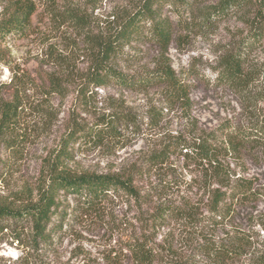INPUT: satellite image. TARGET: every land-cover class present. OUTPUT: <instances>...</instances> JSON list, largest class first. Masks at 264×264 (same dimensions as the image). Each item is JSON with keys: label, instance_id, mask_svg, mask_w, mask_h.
Here are the masks:
<instances>
[{"label": "trees", "instance_id": "trees-1", "mask_svg": "<svg viewBox=\"0 0 264 264\" xmlns=\"http://www.w3.org/2000/svg\"><path fill=\"white\" fill-rule=\"evenodd\" d=\"M202 1L209 4L201 7ZM167 7L178 21L164 14ZM49 13L53 21L72 24L88 36L91 64L79 87L81 93L90 87L104 88L114 83L131 88L160 86L168 106L188 100V81L167 63L153 71L123 73L116 64L120 59H130L124 47L155 43L167 50L178 31L189 34L200 26H214L243 13L249 32L235 49L220 58L216 79L238 92L246 102L259 98L264 101V90L255 91L264 64L257 66L252 60L254 50L264 43V0H141L120 22L115 21L116 26L97 36L88 30L89 14L84 10L56 4ZM36 14L35 0H10L0 19V62H8L10 56L7 39L29 36ZM26 74L16 71L11 80L12 98L0 102V127L8 128L7 148L14 153L24 138L18 127L23 110L22 92H26L29 83ZM62 87L61 79H51V90L61 91ZM152 117L155 124L160 122V113ZM139 127L137 116L120 109L93 120L73 119L58 149L44 158L36 196L19 206L12 202L0 204V232L10 229L14 240L33 250L30 253L35 261L30 264H43L40 253L52 248L54 233L66 221L100 222L110 214V203L106 202L118 195L136 201L139 206L130 222L118 223L125 225V229L132 227L128 249L137 264H264V236L257 238L256 229L242 230L235 222L240 208L258 201L264 193L256 186L254 176L234 178L233 174L232 178L227 162L230 158L245 163L249 159H264V108L247 120L225 119L195 137L175 136L143 160L144 169L164 166L175 158L183 161L184 167L199 171L202 187L208 193L204 208L199 207L200 203L171 201L144 208L146 203L142 202L147 195L138 189L133 171L76 172L70 165L72 146L76 143L98 145L107 138L121 140ZM69 197L74 203L64 201ZM261 224L264 228V221ZM177 240L193 243V248L185 254L175 247Z\"/></svg>", "mask_w": 264, "mask_h": 264}, {"label": "rangeland", "instance_id": "rangeland-1", "mask_svg": "<svg viewBox=\"0 0 264 264\" xmlns=\"http://www.w3.org/2000/svg\"><path fill=\"white\" fill-rule=\"evenodd\" d=\"M140 1L35 0L37 14L32 33L7 39L10 56L8 62H0V102L12 98L11 80L16 71H25L29 83L26 92H22L23 110L18 128L24 132V138L17 146L18 152L7 148L8 128L0 127V204L12 202L13 206H19L36 196L44 158L58 149L73 119L93 120L120 109L138 117L139 129L121 140L107 138L98 145L76 143L69 161L73 169L122 174L133 171L138 189L147 195L142 202L146 203L144 208L169 201L200 203L199 207H206L208 193L202 187L199 171L184 167V162L175 158L164 166L153 168L144 169L142 163L145 157L175 136L195 137L225 119L247 120L262 113L264 101L260 98L256 102H246L238 92L216 79L218 61L238 46L249 32V26L243 13H238L214 26H200L189 34L178 31L167 50L155 43H133L124 47L130 59H120L116 64L119 70L133 75L153 71L162 63L171 64L190 85L185 102L168 106L160 86L131 88L114 83L104 88L90 87L86 93H81L79 87L91 64L88 36L72 24L53 21L50 7L57 4L62 8L74 6L84 10L89 14L91 26L88 30L97 36L116 26L115 21L120 22ZM9 2L0 0V19ZM208 4L209 1H204L200 5ZM164 14L178 21L170 7ZM252 60L257 66L264 64V43L254 50ZM53 78L63 82L61 91L51 90ZM262 90L264 71L255 91ZM156 112L161 115L158 124L152 122ZM246 161L227 160L232 178L233 174L234 178L254 176L256 186L264 193V159ZM64 201L74 203L70 197ZM106 203H110V214L100 222L66 221L63 228L54 233L52 248L40 253L42 263L137 264L128 249L132 227L118 226L121 220H132L139 209L137 202L116 195ZM263 221L262 194L258 201L240 208L235 219L242 230L256 229L257 238L264 236ZM177 241L175 247L185 254L193 248V243ZM32 251L14 240L10 229L0 232V264H30L35 261Z\"/></svg>", "mask_w": 264, "mask_h": 264}]
</instances>
